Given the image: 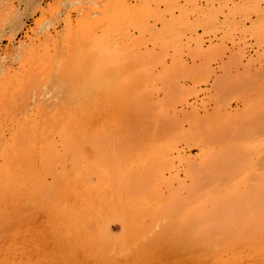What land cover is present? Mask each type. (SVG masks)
I'll list each match as a JSON object with an SVG mask.
<instances>
[{
    "label": "rangeland",
    "instance_id": "1",
    "mask_svg": "<svg viewBox=\"0 0 264 264\" xmlns=\"http://www.w3.org/2000/svg\"><path fill=\"white\" fill-rule=\"evenodd\" d=\"M75 6L0 0V264H264V0Z\"/></svg>",
    "mask_w": 264,
    "mask_h": 264
},
{
    "label": "bare ground",
    "instance_id": "2",
    "mask_svg": "<svg viewBox=\"0 0 264 264\" xmlns=\"http://www.w3.org/2000/svg\"><path fill=\"white\" fill-rule=\"evenodd\" d=\"M89 121H90V120H89ZM80 123H81V122H80ZM81 124H82V123H81ZM83 124H84V123H83ZM83 124H82V126H83ZM80 126H81V125H80ZM79 128H80V127H79ZM78 131H79V130H78ZM86 132H87V131H86ZM263 132H264V131H263V129H262V132H261V130H260V131H259V134L262 133V135H263ZM130 133H131V132H130ZM258 136H261V135H258ZM103 137H104V136H103ZM106 137H108V136H106ZM108 138H109V137H108ZM85 139H86V138H85ZM24 142H25V141H24ZM68 143H69V142H68ZM91 143H92V142H91ZM72 144H73V143H72ZM63 146H64V145H63ZM114 146H115V145H114ZM24 147H25V146H24ZM259 147H260V146H259ZM262 147H264V146H262ZM262 147H261V149H262ZM63 148H64V147H63ZM90 148H91V146H90ZM43 149H44V147H43ZM261 149H260V150H261ZM262 150H264V149H262ZM72 151H73V150H72ZM74 151H75V150H74ZM259 152L262 153V151H259ZM64 153H65V152H64ZM66 153H67V151H66ZM262 154H264V153H262ZM46 156H47V155H46ZM261 156H262L261 161H263V160H264V156H263V155H261ZM64 157H65V155H64ZM73 157H74V156H73ZM73 157H71L70 159H72ZM75 157H76V156H75ZM54 158H55V157H54ZM60 158H61V157H60ZM222 159H223V158H222ZM58 160H59V158H58ZM205 160H206V159H205ZM211 160H212V159H211ZM259 160H260V159L258 158V163L260 162ZM6 161H7V158H6ZM79 161H80V160H79ZM34 162H35V161H34ZM73 164H74V163H73ZM78 164H79V163H78ZM45 165H46V164H45ZM75 165H77V163H76ZM75 165H74V166H75ZM260 165L263 167L262 164H260ZM71 166H72V165H71ZM77 166H78V165H77ZM77 166H76V168H77ZM82 166H83V165H82ZM207 166H208V165H207ZM42 167H43V166H42ZM79 167H80V166H79ZM199 167H200V166H199ZM72 168H73V167H72ZM202 168H203V167H202ZM17 169H18V168H17ZM63 169H64V168H63ZM198 169H199V171L202 170V169H200V168H198ZM198 169H197V170H198ZM203 169H204V168H203ZM258 170H259V169H258ZM13 171H14V170H13ZM16 172H17V171H16ZM50 172H51V171H50ZM51 173H52V172H51ZM55 173H56V171H55ZM204 173H205V172H203L202 174L205 175ZM227 173H228V172H227ZM17 174H18V172H17ZM62 174H63V172H62ZM200 174H201V172H200ZM57 175H58V174H57ZM261 175H262V174H261ZM261 175L258 174L259 177H260ZM15 176L18 177L17 175H15ZM37 176H38V175H37ZM207 176H208V175H207ZM55 177H57V176L55 175ZM55 177H54L53 179H55ZM57 178L60 179V177H57ZM196 178H197V177H196ZM201 178H203V177H201ZM201 178H200V179H201ZM2 179H3V178H2ZM204 179H205V176H204ZM219 179H220V178H219ZM219 179H218V180H219ZM233 179H234V177H233ZM257 179H258V178H257ZM56 180H57V179H56ZM56 180H55V181H56ZM60 180H61V179H60ZM231 180H232V179H231ZM258 180L261 181V180H262L261 177H260ZM203 181H205V180H203ZM203 181H202V182H203ZM210 181H211V183H210ZM215 181H217V179H215ZM215 181H214V179H213V181H212V180H209V181L206 180L205 183L203 182L204 184H203L202 182H201V184L199 183V185H203V188H201V192L203 193V190H204L205 188L207 189V186L209 185L208 183H210L209 186H211V184H213ZM221 181H222V180H221ZM221 181H220L219 183H221ZM254 181H257V180L254 179ZM262 181H264V180H262ZM262 181H261V182H262ZM145 182H147V181H145ZM207 182H208V183H207ZM217 182H218V181H217ZM226 182L228 183V181H226ZM261 182H260V183H261ZM31 183H32V182H31ZM45 183H46V182H45ZM206 183H207V184H206ZM224 183H225V181H224ZM260 183H259V185H261ZM263 183H264V182H263ZM263 183H262V188H264V187H263V186H264ZM29 184H30V183H29ZM52 184H53V183H52ZM59 184H60V183H59ZM222 184H223V183H222ZM56 185H57V184H56ZM217 185H218V184H216V187H215L216 189H217V188H222V187H220L221 184H219L218 187H217ZM231 185H232V184H231ZM259 185H258V186H259ZM13 186H14V185H13ZM29 186H30V185H29ZM59 186L61 187V185H59ZM130 186H132V185H130ZM196 186H197V185H196ZM209 186H208V187H209ZM228 186H229V185H228ZM252 186H253V185H251V187H252ZM256 186H257V185H256ZM258 186H257V187H258ZM7 187H10V185H8ZM49 187H51L50 184H49ZM88 187H89V186H88ZM135 187H136V186H135ZM197 187H199V186H197ZM212 187H214V186H212ZM246 187H247V186H246ZM259 187H260V186H259ZM52 188H53V187H52ZM215 188H211V189L213 190L212 194L217 195V193H216L217 190H216ZM231 188H233V187H231ZM248 188H249V186H248ZM248 188H247V190H248ZM46 189H47V186H46ZM146 189H147V188H146ZM194 189H195V187H194ZM194 189H192L191 191H193ZM211 189H209V190H211ZM214 189H215L216 191H215ZM5 190H6V189H5ZM42 190H43V189H42ZM50 190H51V189H50ZM50 190H49V191H50ZM130 190L132 191L133 189H130ZM252 190H253V189H252ZM262 190H263V189H262ZM21 191H22V190H21ZM44 191L47 192L46 190H44ZM49 191H48V192H49ZM191 191H190V193H192ZM194 191L196 192V194H194L193 196L197 195V196L199 197V196L201 195V194H199V195L197 194V189L194 190ZM207 191H208V190H207ZM219 191H220V190H219ZM255 191H257L255 194L257 195V193H258V195H259L261 189L259 188V191H258V190H255ZM41 192H42V191H41ZM41 192H40V193H41ZM201 192H200V190H199V193H201ZM223 192H224V191H223ZM225 192H226V191H225ZM241 192H242V191H241ZM248 192H250V191L248 190ZM4 193H5V192H4ZM40 193H38V194H40ZM42 193H43V192H42ZM50 193L53 194L52 191H51ZM132 193L136 194L137 191L134 190V192L132 191ZM132 193H131V194H132ZM209 193H211V192H209ZM221 193H222V191H221ZM253 193H254V192H253ZM253 193H251L250 196H252ZM262 193H263V192H261V195H259V198H258V196H255V197H256V200H259V199L263 196ZM43 194H44V193H43ZM43 194H42V195H43ZM231 194H232V193H231ZM40 195H41V194H40ZM202 195H204V194H202ZM202 195H201V196H202ZM244 195H245V194H243V197H244ZM3 196H4V195H3ZM3 196L1 195V197H3ZM8 196H9V195H8ZM129 196H130V194H129ZM204 196H205V195H204ZM213 196H214V195H213ZM227 196H228V195H227ZM248 196H249V195H248ZM248 196H245V197H248ZM250 196H249V198H251ZM4 197H5V196H4ZM4 197H3V198H4ZM9 197H10V196H9ZM198 197H197V198H198ZM208 197H210V196H208ZM211 197H212V195H211ZM225 197H226V196H225ZM225 197L223 196V198H222V196H221V198H219V199H221L222 201L219 202V203H222V204H223V201H225ZM243 197L241 196V197H239V199H246V198H243ZM253 197H254V196H253ZM253 197H252L251 199H253ZM191 198H192V197H191ZM193 198H194V197H193ZM249 198H248V199H249ZM257 198H258V199H257ZM263 198H264V197H263ZM263 198H262V199H263ZM176 199H177V198H176ZM228 199H229V198H228ZM230 199H232V198H230ZM189 200H190V202H191V199H189ZM189 200H188V202H189ZM195 200H196V199H195ZM195 200H194V201H195ZM226 200H227V199H226ZM235 201H236V200H235ZM251 201H252V200H251ZM251 201H250V202H251ZM260 201H261V203H262V201H264V199H263V200L260 199ZM181 202H182V201H181ZM183 202H187V201H183ZM188 202H187V204H188ZM190 202H189V203H190ZM232 202H233V201H232ZM232 202H231V203H228V204L225 203V204H226V206L228 205V207H229V205L232 204ZM207 203H208V202H207ZM214 203H218V201L216 200ZM237 203H238V202H237ZM237 203L234 202V204H232V206L234 205V207H236V206L239 205L240 203L242 204L241 201H240L239 204H237ZM247 203H249V202H247ZM254 203H256V202H251V205L254 204ZM257 203H259L258 205L261 204L259 201H258ZM257 203H256V204H257ZM1 204H2V203H1ZM174 204H176V203H174ZM187 204L184 203V205H186V206H187ZM235 204H236V205H235ZM188 205H189V204H188ZM243 205H244V203H243ZM243 205L240 206V208L243 207ZM246 205H248V204H246ZM204 206H205V204H204ZM212 206H213V205H212ZM216 206H219V204H216ZM216 206L214 205L213 207H210V208H213V209H214V207H216ZM226 206H225V207H226ZM198 207H199V206H198ZM225 207H224V208H225ZM237 207H238V206H237ZM217 208H218V207H217ZM240 208H239V211H238L237 214H238V215H241V216H239L240 218H239V217H238V218H239V220H242V219H243V216H242L243 213H242V211L244 210V211L246 212L245 205H244V209L241 208V209H242V210H241ZM263 208H264V207H263ZM0 209H2V208H0ZM201 209H203V207H202ZM222 209H223V208H222ZM222 209H219V211L222 210ZM227 209H228L227 211H229V212L226 211V214H224L225 209H223L222 211H220L221 213H218L219 211H218V212L215 211V213H217V214H213V213H214V211H213V213L210 214L211 217H209L208 221H209V222H212L213 220L215 221L216 219H217V220H223V218H224L223 215H227V213H230V215H231V213H233V215H234V213L236 212V209H235V212H231V211L229 210V208H227ZM117 210H118V209H117ZM123 210H124V209H123ZM127 210H128V208H127ZM195 210H196V209H195ZM207 210H211V209H208V208H207ZM237 210H238V209H237ZM240 210H241V211H240ZM257 210H258V209H257ZM263 210H264V209H261L260 211H262L263 214H264V211H263ZM1 211H3V210H1ZM203 211H204V210H203ZM205 211H206V210H205ZM244 211H243V212H244ZM138 212H139V211H138ZM194 212H195V211H194ZM196 212H197V211H196ZM208 212H209V211H208ZM245 212H244V213H245ZM3 213H4V211H3ZM189 213H190V212H189ZM246 213H249V212H246ZM137 214H139V213H137ZM144 214H145V213H144ZM173 214H174V213H173ZM222 214H223V215H222ZM237 214H236V215H237ZM142 215H143V214H142ZM214 215H216V216L218 215L217 217H218L219 219H218L217 217H214ZM220 215H221V216H220ZM238 215H237V216H238ZM246 215H247V214H245L244 217H246ZM258 215H259V214H258ZM123 216H124V214L122 215V217H123ZM135 216H136V215H135ZM177 216H178V215H177ZM237 216H236V217H237ZM143 217H144V216H143ZM194 217H195V218H194ZM194 217H193V219L200 218V220H199V219H196V221L199 220L198 222H200V221L203 222L202 217H199V216H197V217L194 216ZM205 217L207 218V216H205ZM220 217H222V218H220ZM241 217H242V218H241ZM255 217H256V216H255ZM263 217H264V216H263ZM136 218H137V217H136ZM187 218H188V217H187ZM189 218H192V217H189ZM206 218H204V220H205ZM212 218H213V219H212ZM215 218H216V219H215ZM234 218H235V216H233V220H232V222L234 221ZM261 218H262V217H261ZM124 219H125V217H124ZM224 219H225V218H224ZM231 219H232V218H231ZM249 219H250V218H249ZM249 219H248V220H249ZM134 220H135V219H134ZM194 221H195V220H194ZM236 221H237V219H236ZM260 221H261V220H260ZM260 221H259L258 223H260ZM182 222H183V221H182ZM182 222H181V223H182ZM202 222H201V223H202ZM205 222H206V221H205ZM205 222H204V223H205ZM192 223H194V224L196 223V224L198 225L197 222H193V221H192ZM206 223H207V222H206ZM215 223H217V221H216ZM215 223H214V224H215ZM250 223H251V222H250ZM196 224H195V225H196ZM202 224H203V223H202ZM208 224H209V223H208ZM229 224H230V223H229ZM240 224H241V223H240ZM248 224H249V223H248ZM263 224H264V223H263ZM184 225H185V224H184ZM195 225H194V227H195ZM222 225H223V224L219 225V223H218L217 225H213V224H212L211 228H215V229L218 228L219 232L221 231L220 234H221V233H226V235L228 236V234H229L230 231L228 232L227 230H229L230 228H233V227L230 226V228H228V227H229L228 223H226V226H223V227H222ZM238 225H239V224H238ZM185 226H186V225H185ZM217 226H219V227H217ZM240 226L243 228V224H241ZM255 226L257 227V226H259V225H255ZM255 226H253V228L256 230V232H257V231H260L262 228H264V227H263L264 225H262V226H259V227H258L259 230H257V228H256ZM180 227H182V225H181ZM220 227H221V229H220ZM224 227H225V228H224ZM235 227H236V226H235ZM244 227H245V225H244ZM261 227H262V228H261ZM227 228H228V229H227ZM236 228H237V227H236ZM253 228H251V230H252ZM260 228H261V229H260ZM186 229H187V228H186ZM197 229H198V228H196V230H197ZM200 229H201V228H200ZM205 229H206V228H205ZM223 229H224L225 231H227L228 234H227V232H225ZM244 229H245V228H244ZM244 229H243V230H244ZM178 230H179V229H178ZM178 230H177V231H178ZM184 230H185V228H184ZM196 230H195V231H196ZM218 230H215V231H218ZM234 230H235V229H234ZM243 230H242V231H243ZM223 231H224V232H223ZM236 231H237V234H238V229H236ZM261 231H262V230H261ZM181 232H182V231H181ZM219 232H218V233H219ZM262 232H263V231H262ZM187 233H188V232H187ZM194 233H195V232H194ZM230 233H231V236H232V234H235L236 232H235V233L230 232ZM252 233H254V232H252ZM261 234H262V233H261ZM184 235H185V234H184ZM223 235H224L223 237H226L225 234H223ZM234 236H235V235H234ZM237 236H238V235H237ZM201 237H202V236H201ZM188 239H189V238H188ZM226 239H227V238H226ZM189 240H190V239H189ZM183 241H184V240H183ZM196 241H197V240H196ZM177 242H178V241H177ZM204 242H205V241H204ZM206 242H207V241H206ZM194 245H195V244H194ZM198 245H199V244H198ZM202 245H203V243H202ZM208 245H209V244H208ZM200 247H201V246H200ZM206 247H207V246H206Z\"/></svg>",
    "mask_w": 264,
    "mask_h": 264
},
{
    "label": "crops",
    "instance_id": "3",
    "mask_svg": "<svg viewBox=\"0 0 264 264\" xmlns=\"http://www.w3.org/2000/svg\"><path fill=\"white\" fill-rule=\"evenodd\" d=\"M61 1H62V6L67 10L74 11V10H78V8L76 7H82V6H75V0H61Z\"/></svg>",
    "mask_w": 264,
    "mask_h": 264
}]
</instances>
